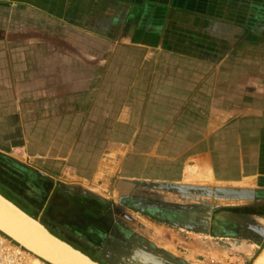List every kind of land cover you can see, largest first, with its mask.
<instances>
[{"label": "crops", "instance_id": "obj_1", "mask_svg": "<svg viewBox=\"0 0 264 264\" xmlns=\"http://www.w3.org/2000/svg\"><path fill=\"white\" fill-rule=\"evenodd\" d=\"M145 1L167 2L171 16L209 22L210 32L223 33L224 40L216 43L224 47L223 55H193L124 39L115 53L127 73L91 72L83 66L74 87L73 58L65 54L61 80L68 90L59 93L51 72L57 67L53 41L11 40L14 27L5 13L0 17V153L36 161L39 167H32L38 175L57 180L48 170L56 171L64 176L60 182L81 185L98 197L153 200L160 186L162 199L170 200L171 193L178 200L187 193L219 201L215 206L249 208L244 218L253 234L234 240L250 258L264 244V212L258 208L264 207V0ZM17 2L22 5L17 15L38 17L36 29L49 38L71 31L74 14L61 7L62 0ZM106 80L113 82L112 89L102 87ZM29 90L34 100H26ZM58 97L60 109L54 105ZM45 112L78 114L75 125L64 120L71 126L66 153L42 149L53 144L50 140L30 145L33 136L26 129H44L55 118L44 120ZM78 131L82 141L74 137ZM33 135L40 137L37 131ZM84 143L106 146L97 159L89 152L77 156L76 146ZM15 153L20 160L11 157ZM74 160L89 162L82 167ZM64 184L54 182L58 195L66 192Z\"/></svg>", "mask_w": 264, "mask_h": 264}, {"label": "rangeland", "instance_id": "obj_2", "mask_svg": "<svg viewBox=\"0 0 264 264\" xmlns=\"http://www.w3.org/2000/svg\"><path fill=\"white\" fill-rule=\"evenodd\" d=\"M19 4L17 0L0 1V17L8 13L9 24L14 27L11 29L13 33L9 34L11 40L53 41L55 48L52 51L57 57V67L52 68L51 72L58 78L56 90L59 93L68 90L64 88L61 80L64 79L65 54L72 55L73 58L74 87L80 83V70L83 66L89 67L91 72L102 71V68H105L111 75L117 70L120 73L123 71L127 73L126 63L122 65L120 55L115 53V46L124 39L200 56H208L215 52L223 55L224 52L223 46L219 49L216 45L224 40L223 37H219L223 33L210 32L212 27L209 26V22L205 21L203 24L196 22L193 17L169 15L167 2L62 0L63 9L64 7L72 9L73 24L71 31L67 29L66 33H57L56 39L52 36L49 38L48 33H40L38 28L36 29L34 24L38 17L31 15V12L28 17H23V13L18 16L17 11L22 9V5ZM32 7L30 3L29 8ZM57 19V24H64L60 18ZM22 28L24 32H20ZM131 52L132 50L127 53ZM113 61L115 64H112ZM45 72L48 75V67ZM112 83L111 80L101 81L105 89H112ZM31 92L29 90L31 97L26 96V100H34ZM77 99L79 100V97ZM62 104L58 97L54 103L55 107L60 109ZM44 114H46L44 120L49 117L55 118L50 119L51 126L44 129H26L28 134L33 136L30 145L35 143L36 139L38 144L41 141V145L42 142L50 140L53 144H44L42 149L46 151L49 147H55L56 151L61 149L62 153H66L70 148L68 134L71 132V126H66L64 120L66 118L75 125L78 114L73 112ZM36 131L40 137L33 135ZM80 136L79 131L74 135L76 140L82 141ZM105 146L104 143L103 145L84 143L76 146V154L77 156L82 154L84 157L89 152L90 157L97 155L95 158L97 159ZM15 154L11 157L17 156L18 159L20 155ZM19 162L29 167L26 165L22 167L0 155V183L5 190L20 204L29 208L53 232L102 264H251L263 246L259 245L250 258H245L243 252L236 248L238 241L234 238L253 234L244 218L251 211L249 208L215 206L214 204L219 201L203 197L197 199L192 194L188 196L187 193L185 197H178V200L177 196L172 199L173 194L164 193V197L168 195L170 200L166 197L162 199L160 186L154 189L153 200L144 197L121 199L98 197L92 192H83L81 185L71 188L69 183L60 182L59 179L63 180L64 176L59 177L60 173L48 170L47 167L41 168L59 179H49L36 174V169L32 167H39L36 161L28 159ZM88 162L74 160L72 164L86 167ZM56 181L66 185V187L62 185L66 192L58 195L53 188ZM52 189L57 192V196ZM79 194L87 200L81 203L70 200V197L76 198ZM108 195L112 196V193ZM258 208L264 212V207ZM231 216H236V219H232Z\"/></svg>", "mask_w": 264, "mask_h": 264}, {"label": "water", "instance_id": "obj_3", "mask_svg": "<svg viewBox=\"0 0 264 264\" xmlns=\"http://www.w3.org/2000/svg\"><path fill=\"white\" fill-rule=\"evenodd\" d=\"M0 232L52 264H102L0 191ZM251 264H264V244Z\"/></svg>", "mask_w": 264, "mask_h": 264}, {"label": "built area", "instance_id": "obj_4", "mask_svg": "<svg viewBox=\"0 0 264 264\" xmlns=\"http://www.w3.org/2000/svg\"><path fill=\"white\" fill-rule=\"evenodd\" d=\"M0 264H52L0 234Z\"/></svg>", "mask_w": 264, "mask_h": 264}, {"label": "trees", "instance_id": "obj_5", "mask_svg": "<svg viewBox=\"0 0 264 264\" xmlns=\"http://www.w3.org/2000/svg\"><path fill=\"white\" fill-rule=\"evenodd\" d=\"M0 155L1 156H4V158H6V159H8L9 161H13V162H15L16 164H18V165H20V166H22V167H25L23 164H21L19 161H17V160H15V159H13V158H9V157H7L6 155H4V154H1L0 153ZM37 174V173H36ZM0 191L4 194V195H6L7 197H9L10 199H12L13 201H15L16 203H18V205H20L22 208H24L27 212H29L30 214H32V215H34L31 211H30V209L29 208H27V207H25L24 205H22V204H20L18 201H17V199L12 195V194H10L9 192H7L6 190H5V188H4V186L0 183ZM69 198V197H68ZM70 200H77L78 202H85L87 199L83 196V195H81V194H79V195H76V198H74L73 196L72 197H70ZM82 206V205H81ZM239 207H235L234 209H238ZM96 209H97V207H96ZM99 209V208H98ZM89 210V209H88ZM91 210H93V208H91ZM35 216V215H34ZM36 217V216H35Z\"/></svg>", "mask_w": 264, "mask_h": 264}, {"label": "flooded vegetation", "instance_id": "obj_6", "mask_svg": "<svg viewBox=\"0 0 264 264\" xmlns=\"http://www.w3.org/2000/svg\"><path fill=\"white\" fill-rule=\"evenodd\" d=\"M50 228V227H49ZM51 229V228H50ZM53 231V230H52Z\"/></svg>", "mask_w": 264, "mask_h": 264}]
</instances>
